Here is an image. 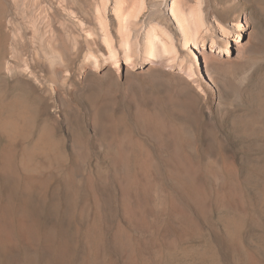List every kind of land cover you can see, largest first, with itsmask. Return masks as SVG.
<instances>
[{"label": "rangeland", "instance_id": "1", "mask_svg": "<svg viewBox=\"0 0 264 264\" xmlns=\"http://www.w3.org/2000/svg\"><path fill=\"white\" fill-rule=\"evenodd\" d=\"M63 1L0 0V264H264V0H204L240 39L183 63L146 0L117 66L101 0Z\"/></svg>", "mask_w": 264, "mask_h": 264}, {"label": "bare ground", "instance_id": "2", "mask_svg": "<svg viewBox=\"0 0 264 264\" xmlns=\"http://www.w3.org/2000/svg\"><path fill=\"white\" fill-rule=\"evenodd\" d=\"M7 1L12 4L15 3V0ZM126 1L127 0H113V2H111L110 0H101V9L99 11L97 10V16L102 25V44L100 48L103 50V53L101 56H107L106 58L102 57V59L105 60L108 58L110 62H113V65L116 66L120 64V61L131 64L136 60V54L139 53V35L135 28L137 25L136 22L147 7L146 0H133V7L131 10L129 9V11H127L125 8ZM205 3L207 2H204V0H165L166 8L164 9L169 14L168 18L170 22L165 26L157 25L155 27L154 25L147 30L145 36V54L154 56L162 52L164 54L169 53L174 55L175 58L180 59L181 62H184L187 59L186 52H191L190 48L197 49L201 47V49L205 51V47L209 46L210 50L220 49L215 45V43L217 44L218 42L215 39L216 36L211 38L209 42L205 40L206 38L199 41L203 36L210 34L209 36L211 37L215 32H218L223 38H229L234 34L238 43V39H240L239 35L232 31L233 29L228 28L227 25L220 24L216 18H213L214 13L212 14L213 16L210 15L212 12H208L209 10L205 7ZM110 14L114 16L118 23L116 35L120 39L119 45H117L115 35L111 32L112 29L109 27L110 25L107 21ZM233 27L238 30L240 27L239 22H235ZM95 39L97 40V38ZM212 39H215L216 42L214 43ZM98 45L100 44H97V46ZM119 51L122 53V59H120L121 56ZM203 55L207 56L205 53ZM187 64V69L191 71L192 63L188 62ZM110 76H113L112 73Z\"/></svg>", "mask_w": 264, "mask_h": 264}]
</instances>
